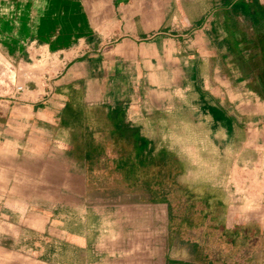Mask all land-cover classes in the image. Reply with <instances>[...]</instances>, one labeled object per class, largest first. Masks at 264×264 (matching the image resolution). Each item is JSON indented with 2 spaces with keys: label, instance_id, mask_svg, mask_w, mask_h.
<instances>
[{
  "label": "crops",
  "instance_id": "obj_1",
  "mask_svg": "<svg viewBox=\"0 0 264 264\" xmlns=\"http://www.w3.org/2000/svg\"><path fill=\"white\" fill-rule=\"evenodd\" d=\"M95 3L0 97V264H264V0Z\"/></svg>",
  "mask_w": 264,
  "mask_h": 264
},
{
  "label": "rangeland",
  "instance_id": "obj_2",
  "mask_svg": "<svg viewBox=\"0 0 264 264\" xmlns=\"http://www.w3.org/2000/svg\"><path fill=\"white\" fill-rule=\"evenodd\" d=\"M94 3L95 0H0V97L12 95L18 87L26 90L30 84L45 81L43 72L54 66L57 52L76 48L94 31L93 23L103 22V14L94 11ZM184 211L183 205L176 206L177 214ZM177 218V234L185 241L189 239V224ZM256 241L257 248L263 245V241ZM180 252L177 258H183Z\"/></svg>",
  "mask_w": 264,
  "mask_h": 264
},
{
  "label": "bare ground",
  "instance_id": "obj_3",
  "mask_svg": "<svg viewBox=\"0 0 264 264\" xmlns=\"http://www.w3.org/2000/svg\"><path fill=\"white\" fill-rule=\"evenodd\" d=\"M21 90H23V87H18V91H21Z\"/></svg>",
  "mask_w": 264,
  "mask_h": 264
}]
</instances>
